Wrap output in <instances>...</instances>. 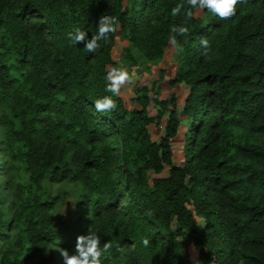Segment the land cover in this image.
Listing matches in <instances>:
<instances>
[{"label":"trees","instance_id":"trees-1","mask_svg":"<svg viewBox=\"0 0 264 264\" xmlns=\"http://www.w3.org/2000/svg\"><path fill=\"white\" fill-rule=\"evenodd\" d=\"M178 4L184 8L173 16ZM195 10L185 0H0V102L9 112L0 123L10 158L28 167L32 183L83 181L95 198L91 231L100 235L101 248L113 244L102 264H125L123 249L132 240L139 264H181V248L189 244L210 264L213 237L222 244L219 264H264V0H247L229 20ZM102 15L115 16L119 28L95 53L69 39L80 28L90 40ZM179 25L189 34L177 37L183 52L176 48L181 63L170 82L188 87L183 165L172 159L180 121L174 96L152 97L168 108L158 141L147 131L154 118L147 115L145 87L137 89L135 106L113 96L114 111L94 107L112 96L106 66L113 64L118 32L146 59H157ZM204 38L210 46L220 40V57L202 54ZM234 129L253 140L229 141ZM110 135L121 151L107 142ZM146 170L155 174L151 184ZM125 192L132 206L118 218L112 207ZM52 200H34L31 215H43L28 219L37 264H56L48 245L74 239L55 228L47 213ZM107 224L112 239L100 233Z\"/></svg>","mask_w":264,"mask_h":264},{"label":"rangeland","instance_id":"rangeland-1","mask_svg":"<svg viewBox=\"0 0 264 264\" xmlns=\"http://www.w3.org/2000/svg\"><path fill=\"white\" fill-rule=\"evenodd\" d=\"M202 10H195V15L200 16ZM209 55L215 58L221 56V42L214 40L210 46ZM110 58L113 64L107 65L109 71L112 68L123 66L133 74L135 83L127 84L121 89L120 98L125 107L135 106L134 99L139 95L137 89L146 88V93L150 97L147 107V115L154 118V121L147 126V131L154 141H158L164 131V126L168 114L167 109H161L153 100H167L174 96L176 99V114L179 117V128L176 137L171 140L172 159L176 165L184 164L185 133L187 130L188 118L182 114V107L188 95V87L181 82L175 85L170 80L175 77L181 60L176 53V47L170 42L164 49L161 57L157 59H146L143 53L129 41L128 37L118 32L110 50ZM8 112L0 102V115ZM9 114V112L7 113ZM6 127L0 123V264H37L40 258L39 251L27 236L26 228L29 226L28 219H39L33 211L34 200H52L53 202L47 213L54 217L55 228L60 233L72 235L74 239L70 243L58 239L48 245L49 250L55 258L56 264H63V258L59 252L65 249L69 254H75L76 238L79 235H87L92 229L90 219L93 215V205L91 201L95 198L91 193L88 195L86 187L81 179L50 181L43 179L39 184L32 183L29 179L28 167L18 161L12 160L6 146ZM250 140L253 138L240 129L230 130L229 141ZM107 142L115 150L121 151L120 144L114 142V136H109ZM114 174L113 168H110ZM167 174V168L162 175ZM148 183L155 177L150 170L145 171ZM132 203L128 192H125L116 206L112 209L117 212V217L128 216ZM107 218V217H106ZM108 221V220H107ZM106 221V222H107ZM104 238L112 239L111 227L107 224L100 231ZM135 243L132 240L130 246L123 249V262L125 264H139L133 251ZM207 249L212 255L215 253L217 260L210 264H219L221 256L219 252L222 244L219 237H213ZM228 246L225 247L227 251ZM226 254V253H225ZM181 264H202L199 254L194 245L183 246L180 251Z\"/></svg>","mask_w":264,"mask_h":264},{"label":"clouds","instance_id":"clouds-1","mask_svg":"<svg viewBox=\"0 0 264 264\" xmlns=\"http://www.w3.org/2000/svg\"><path fill=\"white\" fill-rule=\"evenodd\" d=\"M189 9L203 10L206 9L213 16L221 20H229L237 14L238 6L242 3H247V0H185ZM184 8V4H178L172 9L173 16L179 15ZM187 17H192L193 13L188 10ZM119 28L118 19L115 16L102 15L99 18L98 31L92 35V38L87 39V32L76 28L74 32H69L68 37L74 43H84V49L90 53H95L100 49V41H108L110 34L117 32ZM172 35L169 37L170 43L177 48L178 52H183V48L178 45L177 37L187 36L189 29L186 26H174L171 29ZM203 48V55L207 56L210 49L208 39L200 40ZM107 86L106 91L112 93V96H105L97 99L94 102V107L97 112H111L117 108L116 100L113 96L119 97L121 89L127 84L135 83L133 74H131L123 66L112 68L108 71L106 77ZM143 245L147 247L149 240L145 238L142 241ZM119 247V246H117ZM113 244L108 241L103 244L101 248V237L95 232L89 231L87 235H79L76 239L75 254H69L65 249H60L59 252L63 258V264H102L104 259H107L111 252Z\"/></svg>","mask_w":264,"mask_h":264}]
</instances>
